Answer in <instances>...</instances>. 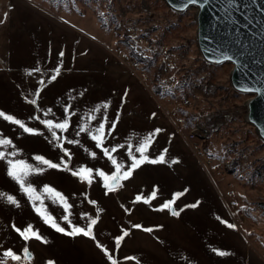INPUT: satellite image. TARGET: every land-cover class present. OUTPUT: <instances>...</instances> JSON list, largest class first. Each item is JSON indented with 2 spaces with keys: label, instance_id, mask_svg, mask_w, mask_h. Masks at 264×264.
Masks as SVG:
<instances>
[{
  "label": "rangeland",
  "instance_id": "1",
  "mask_svg": "<svg viewBox=\"0 0 264 264\" xmlns=\"http://www.w3.org/2000/svg\"><path fill=\"white\" fill-rule=\"evenodd\" d=\"M195 13V7L175 12L163 0H0V110L41 130L26 133L0 117V138L13 142L6 148L0 146V151L12 152L14 145L19 151L10 158L43 167L42 172L30 173L28 182L37 192L42 193L48 184L63 193L72 205L68 211L72 223H86L87 217L81 216L84 212L98 217L97 222L114 220V211H121L123 220L133 221L137 216L136 220H152L148 209L180 193L172 206L181 209V220L195 215L190 208L201 212L224 210L264 252V142L246 120L250 94L231 87V64L213 65L200 57ZM119 22L133 24L157 43L173 49L179 62L178 68L167 73L177 85L173 95L154 93V87L162 89L160 84L166 76L160 67L156 70L152 66L150 81L142 83L108 51ZM56 68L58 74L53 71ZM35 69L38 71H29ZM53 75L55 79H50ZM106 101L110 103L104 108ZM97 105L100 110L95 112L96 118L104 119L106 113V128L116 121L105 146L124 145L114 153L118 160L128 159L126 142L138 145L156 128L162 131L155 134L147 154L155 158L167 150L164 161H145L114 191H106L99 177L89 185L71 171L50 168L34 159L39 154L59 163L63 156L71 169L86 165L108 171L111 165L94 142L83 132L75 135L77 125ZM65 107L73 114L63 135L80 141H65L70 157L54 146L41 123L47 109L51 112L46 118L63 119ZM36 115L41 120L29 119ZM89 123L94 125L96 120ZM85 148L96 151L97 157L90 156ZM228 185L234 189V208L223 197ZM0 193L12 195L17 201L12 203L6 195L0 196L3 264H47L51 247L56 253L54 264H67V252L80 258L76 246L71 247L72 240L66 238L70 225L61 218L66 214L63 206L45 194L47 211L67 230L59 232L44 222L33 208V201L8 176L5 159H0ZM137 194L149 198L148 202L136 201ZM90 200L97 203L91 204ZM203 213L196 215L204 219L217 215ZM28 224L40 235L45 233L46 240H24L13 227ZM25 246L32 254L28 261L17 262L3 255L8 248L23 255Z\"/></svg>",
  "mask_w": 264,
  "mask_h": 264
},
{
  "label": "snow or ice",
  "instance_id": "2",
  "mask_svg": "<svg viewBox=\"0 0 264 264\" xmlns=\"http://www.w3.org/2000/svg\"><path fill=\"white\" fill-rule=\"evenodd\" d=\"M210 2L211 0H187L185 4L181 5V7L183 9H187L190 5H196L199 8L203 9ZM218 2L220 3L219 11L222 13V16L218 17V19L228 21L233 24H237L238 22L235 20V17L233 16V12L241 11L238 4V0H218ZM245 11H247L246 8ZM6 17H7V13H5V18ZM262 31H264V29H262ZM218 52H219L218 59L210 58L216 63L223 64L225 61L233 62L235 59L234 55L229 54L228 51H220L218 49ZM60 55L63 56V52H60ZM29 71H38V69L29 70ZM53 71L54 73L58 74L59 68H56ZM50 79H55V75L51 76ZM245 91H252L254 93L259 94L262 91H264V86L254 89H245ZM30 102L32 104H36V100H31ZM109 103L110 102L108 101L104 102L103 103L104 108H107ZM99 110H100V105H97L96 108L93 109L92 112L87 115V119L83 120L80 124L77 125L78 130L76 131L75 135L79 136L80 133L83 132L86 134L87 137L91 139V141L94 142V147L101 150L103 156L107 158V162H109L111 165L108 171H105L102 168L88 167L86 165H80L77 169H71L68 167V161L63 156L60 158L59 163H56L51 159H48L45 156L39 154L35 155L34 159L36 161L41 162L42 165L50 168H64L68 171H71L73 175L77 176L81 181L87 182L89 185L92 183L93 179L99 177L102 180L103 187L106 191H114L117 188L121 187L122 181L127 177L131 176L133 169L137 168L145 161H151L153 163H155L157 160L164 161L165 152L167 151L166 149L162 151L158 157L155 158H152L147 154V150L149 146L151 145L152 141L155 139V134L162 131V129L160 128L153 129L152 132H149L146 136H144L141 139L138 145L133 146L130 142H126L127 143L126 151H127L128 159L118 160L117 155H114V153H117V149L123 148L124 145L113 144L110 146H105V140L107 136L111 134V129L115 128L116 121H112L110 127L106 128V122H107L106 113L104 119L97 120L96 118L95 112ZM64 111L66 113L65 117L58 121L54 119L46 118L48 113L51 112V109L45 110V118L43 120H41L40 116L38 115L29 117V119L41 120V123L46 127L47 131L50 133V140L54 141V146L59 147L68 157H70L72 153L69 151L68 148L64 147L65 141L71 144H79L80 141L78 139L68 140V138L63 135V133L66 132L69 128L70 125L69 118L73 114L68 109V107H65ZM152 115L155 116V113H152ZM0 117H2L6 121L18 125L26 133H38L41 131L38 128L29 127L27 124L24 123V121L2 110H0ZM118 118L119 116L117 114V119ZM92 120H96V123L94 125L89 123V121ZM12 144L13 142L11 139L7 137L0 138V146H5L6 148L8 145H12ZM18 151L19 149H16L15 146L13 145L12 152L6 153L5 151H0V159L6 160L8 176H10L14 181H16L19 184L20 190L27 194L29 200L33 201V208L43 218L44 222L50 224L52 228L56 229L59 232L67 231L65 227H62L59 223H57L56 219L51 215V213L47 211V208L43 204L45 194H47L48 198L52 199L53 203L58 202L63 206L64 212L66 214L63 215L61 218L67 221L71 227V230L68 231L69 235L74 236L77 234H83L85 236L91 237L94 241H96L97 246L104 252L108 261H110L111 264H118L117 259L111 254L109 249L99 240H96V235L93 231V228L94 225L97 223L98 217H92L87 212H84L81 213V216L87 217V222L83 226L79 224H73L69 219V215H68V211L72 207V205L68 203L67 197L64 196L63 193L57 191L55 188L51 187L48 184H45L43 186L42 193L37 192L33 184L28 182L27 177L32 172L39 173L44 171V168L30 164L22 159L10 158L15 156ZM85 151L88 152V154L93 158L97 157L96 151H92L91 149L88 148H85ZM136 153H139V155H137ZM5 195L8 201L12 203H17L14 196L7 195L5 193H0V196H5ZM155 195L156 193L155 191H153L152 196ZM177 195H180V193H174L173 199L166 201L164 204H161L159 207L168 208L172 212V214L178 215L179 213L177 209L172 206L173 200ZM142 199L144 200V202H148L149 198L142 197L139 194H137L135 197L136 201H140ZM37 201H39V203H36ZM89 203L96 204L97 202L95 200H90ZM97 211H100V209H97ZM126 211H131V209H126ZM222 222L227 224L229 227H233V228L236 227L234 224H230L228 221H222ZM13 227L15 228L16 232H18L20 236L23 237L24 240H28L31 237H35L40 240H45V237L41 236L38 230L34 229L31 224H28L23 228L16 227L15 225H13ZM132 227L139 229L142 228L143 225L134 224L132 225ZM144 230L151 232L152 228L148 227ZM128 231H129L128 229H122L121 235H117L114 238L116 248L120 247V243L123 240L124 236L128 234ZM216 251L221 255L224 254V252H222L219 249H217ZM22 253L23 255H20L17 252L13 251L11 248H8L4 250L3 255L5 258H10L17 262L28 261L31 258L32 254L27 246H25L22 249ZM125 259L135 260L137 258L133 256V257H125ZM0 264H3V262L0 261ZM47 264H54V261L49 260L47 261Z\"/></svg>",
  "mask_w": 264,
  "mask_h": 264
},
{
  "label": "crops",
  "instance_id": "3",
  "mask_svg": "<svg viewBox=\"0 0 264 264\" xmlns=\"http://www.w3.org/2000/svg\"><path fill=\"white\" fill-rule=\"evenodd\" d=\"M148 210L147 213L152 216L146 218L152 220H136L137 215L133 221L123 220L122 212L114 211V220L97 222L94 225L96 240L109 249L118 264H264V252L224 210L218 209L214 212L211 209H203L204 213L217 214L204 219L196 215L203 213L202 209L190 208L193 210L191 213L195 215L188 220H181V209H177V216L166 208L151 207ZM136 214L140 212L136 211ZM222 221H228L236 227H229ZM134 224H141L143 227L134 228ZM148 227L152 228L151 232L144 230ZM67 229L71 230V227ZM122 229L129 231L121 241L120 247L116 248L114 238L121 235ZM41 236L46 238L45 233ZM66 238L72 240L71 247L76 246V256L80 257L74 258L67 252V264H111L91 237L67 233ZM78 243L82 246L77 245ZM217 249L224 254H219ZM54 251L53 247L49 248V260H55ZM133 256L137 259H125Z\"/></svg>",
  "mask_w": 264,
  "mask_h": 264
},
{
  "label": "water",
  "instance_id": "4",
  "mask_svg": "<svg viewBox=\"0 0 264 264\" xmlns=\"http://www.w3.org/2000/svg\"><path fill=\"white\" fill-rule=\"evenodd\" d=\"M163 1L175 12L186 10L181 5L187 0ZM238 4L241 11L233 12L237 24L218 19L222 16L218 0H211L203 9L196 5L189 7L196 8V45L200 57L209 64L219 65L210 59L219 58L218 49L234 55L233 62H224L231 64V87L250 94L246 120L264 142V91L259 94L245 91L264 86V0H238Z\"/></svg>",
  "mask_w": 264,
  "mask_h": 264
},
{
  "label": "built area",
  "instance_id": "5",
  "mask_svg": "<svg viewBox=\"0 0 264 264\" xmlns=\"http://www.w3.org/2000/svg\"><path fill=\"white\" fill-rule=\"evenodd\" d=\"M113 38L114 41L108 46V51L127 66L139 81L142 83L150 81L149 69L155 66V69L158 70L160 67L162 72L166 73L162 79L163 83L160 84L161 91L174 92L177 86L176 82L167 75L169 71L178 68L179 65L173 49L162 43H157L146 31L138 29L133 24L119 22L113 29ZM150 61L152 64L146 68ZM157 79V75L154 76V80ZM223 197L228 201L227 204L230 208L236 206L234 189L231 185L227 186Z\"/></svg>",
  "mask_w": 264,
  "mask_h": 264
},
{
  "label": "trees",
  "instance_id": "6",
  "mask_svg": "<svg viewBox=\"0 0 264 264\" xmlns=\"http://www.w3.org/2000/svg\"><path fill=\"white\" fill-rule=\"evenodd\" d=\"M152 64V61H150L149 63H147L146 65V68H148L150 65ZM166 92V93H165ZM154 93L156 95H160V96H163L164 94H170V95H173V93L169 92V91H161L160 89H158L157 87H154Z\"/></svg>",
  "mask_w": 264,
  "mask_h": 264
}]
</instances>
